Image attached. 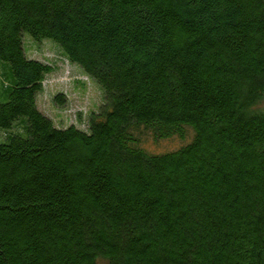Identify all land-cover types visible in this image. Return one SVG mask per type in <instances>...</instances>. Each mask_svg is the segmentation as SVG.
I'll return each mask as SVG.
<instances>
[{
	"label": "trees",
	"instance_id": "1",
	"mask_svg": "<svg viewBox=\"0 0 264 264\" xmlns=\"http://www.w3.org/2000/svg\"><path fill=\"white\" fill-rule=\"evenodd\" d=\"M24 38L98 83L87 123ZM0 98V264H264V0H0Z\"/></svg>",
	"mask_w": 264,
	"mask_h": 264
},
{
	"label": "rangeland",
	"instance_id": "2",
	"mask_svg": "<svg viewBox=\"0 0 264 264\" xmlns=\"http://www.w3.org/2000/svg\"><path fill=\"white\" fill-rule=\"evenodd\" d=\"M25 34L26 37H31L29 33ZM24 39L28 56L55 65V70L47 75L43 83V91L38 94L39 109L51 117L59 127L72 123L78 126L87 123L89 115L98 112L104 102V94L98 83L86 75L78 65L64 57L61 49L51 40L36 42L32 38ZM59 93L65 98L62 103L55 100V96ZM183 143L184 140L177 137L160 142L155 141L148 134L143 138V146L153 152L171 150Z\"/></svg>",
	"mask_w": 264,
	"mask_h": 264
}]
</instances>
